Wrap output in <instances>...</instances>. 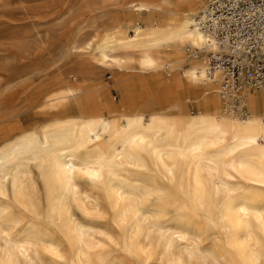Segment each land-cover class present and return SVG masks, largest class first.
I'll list each match as a JSON object with an SVG mask.
<instances>
[{
	"label": "bare ground",
	"instance_id": "obj_1",
	"mask_svg": "<svg viewBox=\"0 0 264 264\" xmlns=\"http://www.w3.org/2000/svg\"><path fill=\"white\" fill-rule=\"evenodd\" d=\"M156 1H129L166 17L131 32L111 24L95 60L181 68L192 112L162 91L142 111L125 94L120 109L106 90L79 113V87L56 79L26 95L54 122L0 145V264H264V89L222 90L210 59L233 52L196 21L207 0Z\"/></svg>",
	"mask_w": 264,
	"mask_h": 264
},
{
	"label": "rangeland",
	"instance_id": "obj_2",
	"mask_svg": "<svg viewBox=\"0 0 264 264\" xmlns=\"http://www.w3.org/2000/svg\"><path fill=\"white\" fill-rule=\"evenodd\" d=\"M129 1L132 0H97V2L95 0H0V145L13 142L16 136L30 133L54 122L50 119L48 110L30 108L25 100L28 97L26 95L37 87L55 79L68 86L79 87V97L86 102L83 107H80L79 113H84V110L90 113L87 111L92 110L93 104V107H100L103 102L101 96L106 90L108 97L122 107L120 109H123V104L125 105V102L121 101L125 94H128V103L131 108L142 111L156 106L160 97L155 96L162 91L163 98L167 100L163 102L185 105L187 110L192 112L195 103L186 98L188 93L181 68L174 67L169 72L166 69L154 70L143 74V71L133 64L122 67L104 66L95 60L96 44L99 35L105 30L108 32L117 25L120 27L123 25L122 28L131 32L134 24L153 23L166 17V12L160 10L140 13L132 11L129 8ZM143 1L155 2L156 0ZM105 4H108L107 8ZM98 5L103 6L105 11ZM94 7L98 11L94 10ZM107 21H110L108 22L110 25L106 26ZM75 34L77 41L74 39ZM93 52H95L94 55ZM83 54H87V58ZM120 71L125 75L120 74ZM81 74L86 77L80 76ZM175 81H181L182 89L177 88L173 94L170 89ZM89 103L92 105L90 106ZM234 105H232L233 110H235ZM168 217H171V213ZM203 239L202 244L205 246H209L213 240L212 236H206ZM115 252H113L114 255L119 253ZM41 254L45 255L43 258L46 262H50L44 252L41 251ZM54 263L69 264L67 261ZM129 263L138 264L135 261Z\"/></svg>",
	"mask_w": 264,
	"mask_h": 264
},
{
	"label": "built area",
	"instance_id": "obj_3",
	"mask_svg": "<svg viewBox=\"0 0 264 264\" xmlns=\"http://www.w3.org/2000/svg\"><path fill=\"white\" fill-rule=\"evenodd\" d=\"M203 16L196 21L233 52L210 59L225 69L222 90L240 82L264 89V0H207Z\"/></svg>",
	"mask_w": 264,
	"mask_h": 264
},
{
	"label": "snow or ice",
	"instance_id": "obj_4",
	"mask_svg": "<svg viewBox=\"0 0 264 264\" xmlns=\"http://www.w3.org/2000/svg\"><path fill=\"white\" fill-rule=\"evenodd\" d=\"M86 175H90L91 176V178H93V179H95V178H97L95 175H93V174H90V173H85ZM51 254H53V255H55V253L53 252V253H51ZM57 258H59V257H57Z\"/></svg>",
	"mask_w": 264,
	"mask_h": 264
}]
</instances>
